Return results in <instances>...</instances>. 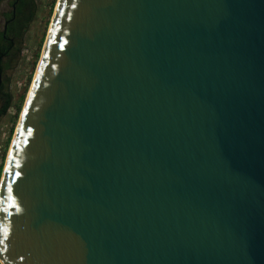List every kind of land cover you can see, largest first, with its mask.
<instances>
[{"label": "water", "instance_id": "1", "mask_svg": "<svg viewBox=\"0 0 264 264\" xmlns=\"http://www.w3.org/2000/svg\"><path fill=\"white\" fill-rule=\"evenodd\" d=\"M0 264H264V0H58Z\"/></svg>", "mask_w": 264, "mask_h": 264}, {"label": "rangeland", "instance_id": "2", "mask_svg": "<svg viewBox=\"0 0 264 264\" xmlns=\"http://www.w3.org/2000/svg\"><path fill=\"white\" fill-rule=\"evenodd\" d=\"M58 0H36V16L22 41L21 54L15 65L5 71L2 80L7 81V89L13 98L11 109L5 116H0V180L11 145L14 130L18 125L21 112L17 114V108L24 96L25 101L35 75L44 43L53 18ZM10 11L6 1L0 8V30L5 24V13ZM1 104V102H0Z\"/></svg>", "mask_w": 264, "mask_h": 264}, {"label": "trees", "instance_id": "3", "mask_svg": "<svg viewBox=\"0 0 264 264\" xmlns=\"http://www.w3.org/2000/svg\"><path fill=\"white\" fill-rule=\"evenodd\" d=\"M6 1L9 3L10 11L4 14L6 22L0 30V52L4 55L2 64L3 73L17 63L21 54L22 41L34 21L37 12L36 0H0V8ZM5 25L6 30H4ZM6 89L7 81L2 80L0 86V116H5L13 104L12 95L5 91ZM24 102L25 98L23 96L17 108V114L20 112L22 103Z\"/></svg>", "mask_w": 264, "mask_h": 264}, {"label": "snow or ice", "instance_id": "4", "mask_svg": "<svg viewBox=\"0 0 264 264\" xmlns=\"http://www.w3.org/2000/svg\"><path fill=\"white\" fill-rule=\"evenodd\" d=\"M17 175H19V173H17ZM8 191H11V185H8Z\"/></svg>", "mask_w": 264, "mask_h": 264}, {"label": "flooded vegetation", "instance_id": "5", "mask_svg": "<svg viewBox=\"0 0 264 264\" xmlns=\"http://www.w3.org/2000/svg\"><path fill=\"white\" fill-rule=\"evenodd\" d=\"M5 22H6V20H5Z\"/></svg>", "mask_w": 264, "mask_h": 264}]
</instances>
